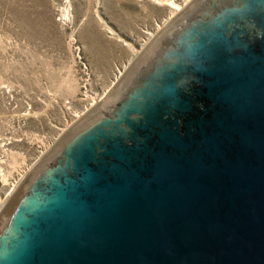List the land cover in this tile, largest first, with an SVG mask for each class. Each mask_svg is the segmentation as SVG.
I'll list each match as a JSON object with an SVG mask.
<instances>
[{
	"label": "water",
	"instance_id": "obj_1",
	"mask_svg": "<svg viewBox=\"0 0 264 264\" xmlns=\"http://www.w3.org/2000/svg\"><path fill=\"white\" fill-rule=\"evenodd\" d=\"M0 264H264V0H192L0 215Z\"/></svg>",
	"mask_w": 264,
	"mask_h": 264
},
{
	"label": "rangeland",
	"instance_id": "obj_2",
	"mask_svg": "<svg viewBox=\"0 0 264 264\" xmlns=\"http://www.w3.org/2000/svg\"><path fill=\"white\" fill-rule=\"evenodd\" d=\"M158 2L0 0V211L168 24Z\"/></svg>",
	"mask_w": 264,
	"mask_h": 264
},
{
	"label": "bare ground",
	"instance_id": "obj_3",
	"mask_svg": "<svg viewBox=\"0 0 264 264\" xmlns=\"http://www.w3.org/2000/svg\"><path fill=\"white\" fill-rule=\"evenodd\" d=\"M192 0H188L184 5L183 7L177 5L173 0H163V2H158L159 4H162V5H167L169 6L171 9H173L172 11V15H171V18L170 20H172L178 13H182L187 7H188V4H190ZM160 34V33H158ZM157 34V36H158ZM7 204V203H6ZM4 203H1L0 204V209H1V206H3ZM6 207V205H5ZM4 207V209H5ZM3 209V210H4ZM3 213V211H0V215Z\"/></svg>",
	"mask_w": 264,
	"mask_h": 264
}]
</instances>
